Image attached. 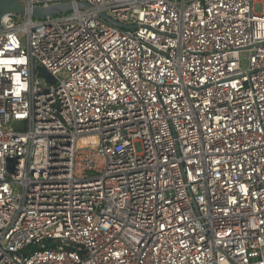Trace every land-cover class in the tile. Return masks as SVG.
I'll list each match as a JSON object with an SVG mask.
<instances>
[{
    "label": "built area",
    "instance_id": "built-area-1",
    "mask_svg": "<svg viewBox=\"0 0 264 264\" xmlns=\"http://www.w3.org/2000/svg\"><path fill=\"white\" fill-rule=\"evenodd\" d=\"M19 2L0 264H264V0Z\"/></svg>",
    "mask_w": 264,
    "mask_h": 264
},
{
    "label": "water",
    "instance_id": "water-1",
    "mask_svg": "<svg viewBox=\"0 0 264 264\" xmlns=\"http://www.w3.org/2000/svg\"><path fill=\"white\" fill-rule=\"evenodd\" d=\"M79 9H89L90 6L87 3H79L77 5ZM73 10V6L71 4H57L52 5L50 7H35L31 11H28L20 2L19 0H0V20L7 15H25L31 13L34 19H46L47 17H52L58 14L67 13ZM105 19L109 22L124 28V29H132V27L122 25L109 17L106 14H101ZM40 76L45 77L48 82L55 84V79L42 67L37 69ZM15 164V160L9 161V166Z\"/></svg>",
    "mask_w": 264,
    "mask_h": 264
},
{
    "label": "rangeland",
    "instance_id": "rangeland-1",
    "mask_svg": "<svg viewBox=\"0 0 264 264\" xmlns=\"http://www.w3.org/2000/svg\"><path fill=\"white\" fill-rule=\"evenodd\" d=\"M255 11H256V13H261V11H262L261 5H256L255 6ZM135 147H136L138 152H142L143 148H142L141 142H137Z\"/></svg>",
    "mask_w": 264,
    "mask_h": 264
}]
</instances>
